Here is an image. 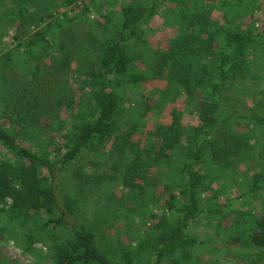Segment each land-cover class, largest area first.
<instances>
[{"label":"trees","instance_id":"16d2710c","mask_svg":"<svg viewBox=\"0 0 264 264\" xmlns=\"http://www.w3.org/2000/svg\"><path fill=\"white\" fill-rule=\"evenodd\" d=\"M163 1L124 4L120 21L102 25L91 40L96 58L82 57L81 68L75 70L77 87H62L61 76L77 57L74 37L62 35L72 32L79 14L60 17L56 11L79 5L86 13L87 1L0 0V147L10 155H0V230L14 234L25 252L41 243L50 264H213L206 263L199 250L207 241L189 232L191 223L205 214L219 220L235 216L230 237L264 256V213L240 209L239 196L224 203L209 197L215 176L229 171L233 156L247 160V142L224 132L239 120L226 114L224 102L228 83L249 73V50L261 36L253 18L264 9V0H231L224 23L198 11L191 17V32L141 68L138 62L147 58L136 44ZM6 36L17 44L7 47ZM194 56L201 62L198 69ZM166 74L197 108L199 122L185 135L175 117L143 151L132 140L136 126L125 117L128 88ZM51 109L59 116L67 114L53 129L41 116ZM247 122L264 125V115ZM110 138L112 168L131 190H144L136 178L148 179L151 164L166 162L170 168L166 199L155 205L156 211L149 209L143 235L126 245L120 236H104L102 223L111 218L118 225L127 222V200L110 191L114 205L109 199L110 205L95 216L84 206L94 197V186L106 191L112 186V179L91 170ZM74 165V181L65 182V172ZM263 188L264 173H255L244 195ZM131 195L137 206L147 201L143 193Z\"/></svg>","mask_w":264,"mask_h":264},{"label":"rangeland","instance_id":"374dc122","mask_svg":"<svg viewBox=\"0 0 264 264\" xmlns=\"http://www.w3.org/2000/svg\"><path fill=\"white\" fill-rule=\"evenodd\" d=\"M86 1L90 7V10L86 13L81 12L79 5L70 8L61 7L56 11V14L60 17H64L65 13L69 16L79 14L73 22L72 32L65 31L62 35L67 34L70 38H72L71 35L74 37L75 43L72 49L76 50L77 55L76 59L74 58L71 62L70 67L66 69L67 71L61 76L62 87H77L79 78L76 76L75 70L81 68L82 62H84L82 57H86L90 61L96 58V44L91 43V40L95 35L101 33L102 25L113 26L120 21L122 17L121 7L124 4L146 2L147 0ZM230 1L164 0L159 12L143 27L141 39L136 44L137 52L143 53V56L147 58L145 62H138L139 66L145 68L147 63L157 56V53L169 51L174 43L179 42L182 37L190 33L192 27L191 17L198 11L209 13V17L217 23H224L223 13L229 8ZM263 10L256 11V16L253 18L257 31L261 36L258 37V41L249 50V73L245 78H239L228 83L230 92L228 100L224 102L226 114H232L238 117L239 120L232 121L223 131L247 142V160L242 161L238 154L233 156V164L228 168L229 171L223 170L221 176H215V191L209 195V197H213L221 203H224L228 198L239 196V208L252 213H264V188L258 193L244 195L253 175L258 172L264 173V125L247 122L252 117L264 115ZM184 15H188V17ZM194 29L199 32L198 27ZM68 32H71V34H68ZM9 33L13 35V30ZM199 38H202V36L199 35ZM4 40L9 48L17 44L12 36H6ZM2 49L3 47H0V54L4 51ZM192 58L194 59L193 66L198 69L201 65L198 56ZM9 91L15 92V89L13 90L10 87ZM127 97L129 108L125 117L136 126L132 140L138 142L143 151L147 149L148 144L156 142V133L165 131L175 117L180 119L185 135H188L189 128L199 122V111L189 102L177 80L172 78L171 75L166 74L160 78L153 77L141 86H131L128 88ZM41 116L43 124L49 129H53L57 127L60 118H66L67 114L64 111L59 116L51 109L42 112ZM48 123L51 125L49 126ZM57 139H60V137ZM112 140L113 138L107 140L105 151L94 158L95 164L91 168L96 175L106 176L109 181L112 179V189L109 187L106 191L99 186L98 188L94 186V197L88 198L89 200L84 206L87 209L90 208L91 216H95L97 210L103 212L105 207L110 205L109 199L114 205L115 199L109 194L110 191L115 198L120 197L121 201L127 200L123 208L125 214L129 217L127 222L121 221L118 225L111 218L107 223H102L104 225V236H120V241L126 245L132 239L143 235L140 234V231L142 229L143 233L144 222L149 221L147 219L148 212L150 210L156 211L157 207L155 205L162 204V201L166 199L168 194L165 179L170 175V168L166 162L158 165L151 164L148 167V179L136 178V181L140 185L142 184L144 190L140 188L131 190L129 186L123 183L121 175L112 168L113 160L110 158ZM0 151V155L10 156L2 146ZM145 157L143 155L144 159ZM63 179L65 182L74 181L75 165L65 172ZM131 193H143L147 201L144 199L141 206H137L134 201L135 197ZM98 200L100 202L96 204ZM235 221V216L219 220L216 217H209L204 214L191 223L189 231L191 235H196L201 241H207L205 245L199 248L204 261L213 264H264V256H258L257 250L245 249L236 237H230V230ZM3 225L2 223L1 226ZM12 228L9 225L11 231ZM13 235L0 230V264H50L48 249L45 246L37 243L32 252H25L18 245ZM24 240H22V244Z\"/></svg>","mask_w":264,"mask_h":264}]
</instances>
